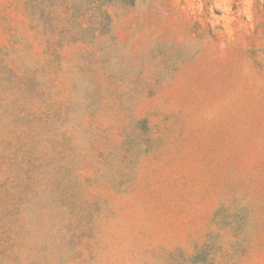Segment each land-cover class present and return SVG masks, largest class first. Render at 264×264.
<instances>
[{"label": "rangeland", "instance_id": "rangeland-1", "mask_svg": "<svg viewBox=\"0 0 264 264\" xmlns=\"http://www.w3.org/2000/svg\"><path fill=\"white\" fill-rule=\"evenodd\" d=\"M0 264H264V0H0Z\"/></svg>", "mask_w": 264, "mask_h": 264}]
</instances>
